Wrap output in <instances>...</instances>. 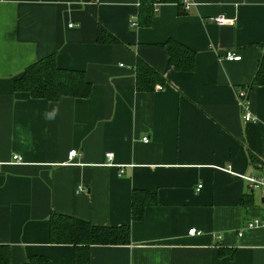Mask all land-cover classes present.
Here are the masks:
<instances>
[{
    "label": "crops",
    "instance_id": "obj_1",
    "mask_svg": "<svg viewBox=\"0 0 264 264\" xmlns=\"http://www.w3.org/2000/svg\"><path fill=\"white\" fill-rule=\"evenodd\" d=\"M219 16L231 24L210 22ZM99 28L118 43H98ZM167 41L195 53L191 72L167 68ZM263 52L264 0H191L185 12L153 0H0V264H73L72 246L49 243L52 213L130 228L128 245L91 246L89 264H264V229L247 228L264 222V196L245 180L264 177V86L250 88ZM50 55L84 73L87 98L14 91ZM137 59L163 74L160 90L136 89ZM133 190L156 196L142 221Z\"/></svg>",
    "mask_w": 264,
    "mask_h": 264
},
{
    "label": "trees",
    "instance_id": "obj_2",
    "mask_svg": "<svg viewBox=\"0 0 264 264\" xmlns=\"http://www.w3.org/2000/svg\"><path fill=\"white\" fill-rule=\"evenodd\" d=\"M176 2L181 8V0H153L155 4ZM140 23L149 25L151 15L144 17L145 12L140 10ZM97 42L100 44H117L118 41L105 29L99 28ZM167 50V68L179 72H191L194 69L195 53L185 46L167 41L164 44ZM136 89L138 91H152L156 85L164 84L163 74L156 72L141 59L135 65ZM264 86V52L259 69L250 88ZM162 87V86H161ZM14 91L26 92L33 99H43L57 102L64 97L85 99L90 95L91 84L81 71L59 69L56 66L55 56H47L28 66L21 77L14 82ZM251 162L255 158L250 156ZM156 196L149 192L135 191L132 193L131 218L133 221H142L146 207L156 205ZM49 243L52 245H70L74 249L73 264L90 263L91 246H118L130 244V228L98 227L88 222L52 213L49 216ZM6 261V256L0 257ZM26 264H49L41 257H31Z\"/></svg>",
    "mask_w": 264,
    "mask_h": 264
},
{
    "label": "built area",
    "instance_id": "obj_3",
    "mask_svg": "<svg viewBox=\"0 0 264 264\" xmlns=\"http://www.w3.org/2000/svg\"><path fill=\"white\" fill-rule=\"evenodd\" d=\"M181 3H182L183 11H188L190 9L191 0H181ZM210 22L218 26H227L231 24V20L223 16L214 17L210 19ZM222 59L228 62H238L241 60V56L239 53H235L232 51H226L222 55ZM161 88H162L161 86L155 87V89L157 90H160ZM236 96H237L238 104L242 112L243 120L246 122L253 121L252 115L250 114L248 110L247 91H245L244 89H240L236 92ZM143 142L147 143L148 139L146 137L143 138ZM78 156L79 154L76 150H71L68 153V161L71 162ZM105 158L108 163H112L113 154L111 152H107L105 153ZM12 161L15 163H21L22 157H20L19 155H13ZM120 174H122V171H120ZM245 180H246L248 189H250L251 191H256L260 195L264 196V177L254 174V175L247 176ZM201 188H202V185H198V187L196 188V191H200ZM78 191H84V189L79 188ZM252 227H260L264 229V222L258 219L251 220L247 223V228H252ZM200 234H201L200 231H197L194 228L189 229L187 232L188 236L200 235Z\"/></svg>",
    "mask_w": 264,
    "mask_h": 264
}]
</instances>
